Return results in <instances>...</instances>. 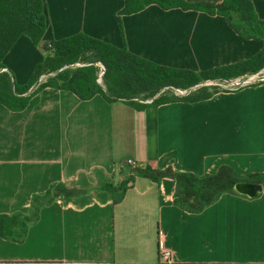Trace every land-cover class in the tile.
<instances>
[{
  "label": "crops",
  "instance_id": "obj_1",
  "mask_svg": "<svg viewBox=\"0 0 264 264\" xmlns=\"http://www.w3.org/2000/svg\"><path fill=\"white\" fill-rule=\"evenodd\" d=\"M43 2V41L79 32L120 47L125 39L132 53L175 68L227 65L264 46L238 35L223 16L195 9L150 4L123 14V38L124 0ZM252 2L264 19V0ZM45 56L20 36L4 70L25 84ZM242 77L208 99L142 110L55 87L34 94L21 111L0 103V214L27 213L32 196L56 183L86 190L42 207L22 242L0 238V264H264V185L253 198L224 193L199 213L180 207L168 177L158 184L136 176L125 191L101 189L132 174L129 160L198 176L223 165L240 176L264 172V80L239 83ZM161 235L168 263L160 261Z\"/></svg>",
  "mask_w": 264,
  "mask_h": 264
},
{
  "label": "trees",
  "instance_id": "obj_2",
  "mask_svg": "<svg viewBox=\"0 0 264 264\" xmlns=\"http://www.w3.org/2000/svg\"><path fill=\"white\" fill-rule=\"evenodd\" d=\"M150 4L164 9L180 7L195 9L210 15L223 16L230 27L241 37L264 41V19H261L252 0H222L219 3H188L183 0H124L119 11V23L124 38L121 15L141 11ZM46 31V15L43 0H0V103L12 111L24 110L31 97L45 87H55L73 92L82 100L101 95L106 101L123 100L138 110L148 106L186 101L195 102L210 98L220 91H208L201 87L196 93L178 97L166 93L168 89L189 90L200 82L209 80L227 81L246 74H255L264 68V46L247 59L206 70L194 71L160 65L138 56L126 47L116 46L104 40L79 32L60 39L43 41ZM20 36H27L36 46L46 52L29 80L17 84L5 71L4 56ZM79 62L85 64L71 66ZM100 62L105 67L103 85L97 82ZM55 73L34 89L43 74ZM61 82V83H60ZM204 91V92H203ZM199 93H203L199 95ZM152 100L151 102H148ZM136 176L146 177L160 184L163 178L175 180V197L180 207L191 213H199L216 202L224 193L238 194L237 182H254L264 185V172L245 176L235 174L228 166H221L213 173L198 176L192 172L175 171L150 165L132 168V174L118 187L111 183L101 189L113 193L125 191ZM86 190L69 189L61 183L53 184L40 194H34L27 213L0 214V238L22 242L30 225L37 221L42 207L50 205L60 196L73 197Z\"/></svg>",
  "mask_w": 264,
  "mask_h": 264
},
{
  "label": "rangeland",
  "instance_id": "obj_3",
  "mask_svg": "<svg viewBox=\"0 0 264 264\" xmlns=\"http://www.w3.org/2000/svg\"><path fill=\"white\" fill-rule=\"evenodd\" d=\"M100 63V62H98ZM85 64L84 62H79V63H76L74 65H71V66H80V65H83ZM97 65V64H96ZM103 66V64H102ZM102 73V69L98 66V78H97V82L101 85H103V75L105 73V67L103 66V74ZM55 76V73H50V74H43L40 78V81L41 82H45V81H48L51 77ZM251 77V78H250ZM250 78V79H249ZM53 79V78H51ZM261 80H264V68L255 73V74H246L242 77V79L239 81L240 82H243V83H246V84H254V83H257ZM209 82V81H207ZM61 83V82H60ZM207 87L208 88V91H214L215 88H218L219 90H232V89H235L237 87V85L235 84H232L231 82H225V81H220V82H213V83H200L199 85H197L191 93H196L195 91L198 90L199 88L201 87ZM204 92V91H203ZM166 93L169 94V95H175V96H178V97H182V96H187L189 94L188 93V90H182V89H168L166 90ZM203 93H199V95H201ZM150 101V100H149Z\"/></svg>",
  "mask_w": 264,
  "mask_h": 264
},
{
  "label": "water",
  "instance_id": "obj_4",
  "mask_svg": "<svg viewBox=\"0 0 264 264\" xmlns=\"http://www.w3.org/2000/svg\"><path fill=\"white\" fill-rule=\"evenodd\" d=\"M200 83H202V82H200ZM200 83H198L197 85H199ZM197 85L191 87L188 90L187 94H190L192 92V90ZM234 190L240 195L253 198V197H256V196H258V195H260L262 193L263 184L254 183V182H243V181L242 182H237L234 185Z\"/></svg>",
  "mask_w": 264,
  "mask_h": 264
},
{
  "label": "built area",
  "instance_id": "obj_5",
  "mask_svg": "<svg viewBox=\"0 0 264 264\" xmlns=\"http://www.w3.org/2000/svg\"><path fill=\"white\" fill-rule=\"evenodd\" d=\"M97 66H99L102 69V73L103 74V66L101 63H96ZM41 78V77H40ZM251 78V77H250ZM249 78V79H250ZM211 81L214 80H209L208 83H213ZM218 82H220V80H218ZM40 84V79H39V83L37 82L36 85L34 86V89ZM152 100L148 101L151 102ZM128 164L132 167V168H136V167H142V165L137 164L135 161L129 160ZM158 246H159V252H160V261L168 263L170 260V251H168L167 249L164 248V243H163V239H162V235L159 237V241H158Z\"/></svg>",
  "mask_w": 264,
  "mask_h": 264
}]
</instances>
